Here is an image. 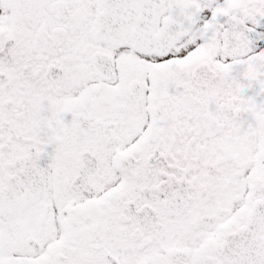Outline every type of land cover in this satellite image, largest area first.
Masks as SVG:
<instances>
[{"label":"snow or ice","instance_id":"1","mask_svg":"<svg viewBox=\"0 0 264 264\" xmlns=\"http://www.w3.org/2000/svg\"><path fill=\"white\" fill-rule=\"evenodd\" d=\"M0 264H264V0H0Z\"/></svg>","mask_w":264,"mask_h":264}]
</instances>
